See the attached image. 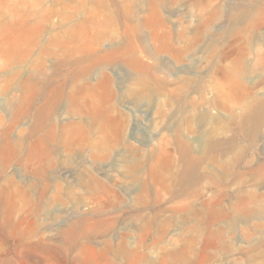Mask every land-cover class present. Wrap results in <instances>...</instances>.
<instances>
[{
    "label": "rangeland",
    "instance_id": "1",
    "mask_svg": "<svg viewBox=\"0 0 264 264\" xmlns=\"http://www.w3.org/2000/svg\"><path fill=\"white\" fill-rule=\"evenodd\" d=\"M0 264H264V0H0Z\"/></svg>",
    "mask_w": 264,
    "mask_h": 264
}]
</instances>
